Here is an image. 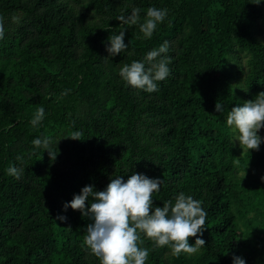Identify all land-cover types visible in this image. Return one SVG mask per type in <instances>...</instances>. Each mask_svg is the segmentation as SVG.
Listing matches in <instances>:
<instances>
[{
    "label": "trees",
    "instance_id": "16d2710c",
    "mask_svg": "<svg viewBox=\"0 0 264 264\" xmlns=\"http://www.w3.org/2000/svg\"><path fill=\"white\" fill-rule=\"evenodd\" d=\"M253 2L0 0V264H99L82 247L93 220L64 205L85 186L103 191L132 174L162 180L153 207L183 192L207 212L199 252L176 257L144 240L146 264H264V128L259 150L242 152L227 125L233 107L264 92V6ZM149 7L167 15L145 38ZM133 8L136 25L116 19ZM121 31L128 47L110 56L109 37ZM165 41L157 60L170 58V72L157 90L127 85L120 68H147ZM44 137L55 160L33 144ZM13 166L20 179L6 171Z\"/></svg>",
    "mask_w": 264,
    "mask_h": 264
},
{
    "label": "clouds",
    "instance_id": "9594fccd",
    "mask_svg": "<svg viewBox=\"0 0 264 264\" xmlns=\"http://www.w3.org/2000/svg\"><path fill=\"white\" fill-rule=\"evenodd\" d=\"M261 0H254L259 4ZM140 8H133L131 15L118 16L116 19L125 25H136L140 22ZM167 15L166 9L149 7L140 31L145 38H150L159 23ZM18 21L17 17H13ZM124 31L109 37L110 47L106 50L110 56H116L127 49L124 43ZM5 30L3 18L0 17V39ZM169 50V42L165 41L158 49L147 53L145 63L133 61L125 64L119 70V75L132 88L154 92L157 82L165 80L169 75L170 58L161 57ZM217 112L223 111L219 102L215 105ZM44 117V109L40 107L31 124L37 126ZM227 125L238 133L235 140L239 141L243 151L259 150L262 138L258 135L264 128V92L259 93L254 100L246 101L243 106L233 107L227 115ZM80 132H74L71 137L79 140ZM50 139L44 137L33 140L37 147L48 150L50 158L55 160L57 153L50 149ZM239 164V159L235 161ZM9 175L20 179L23 169L9 167ZM264 179V178H262ZM162 180L151 179L143 174H132L125 181L122 176L111 179L106 189L94 191L93 186H85L79 195H75L70 203L64 205L79 210L83 216L93 220L86 228L82 247L99 260V264H146L149 250L141 245L144 240L152 241L156 247H168L172 255L179 257L182 253L193 255L205 246L201 239L205 231L207 212L202 208V202L181 192L173 204L163 203L162 207H153V193L160 190ZM93 198L91 206L86 209V201ZM59 221H65V216H58ZM143 236V239H142ZM195 239L194 244L189 241ZM234 264H245L244 259L234 258Z\"/></svg>",
    "mask_w": 264,
    "mask_h": 264
},
{
    "label": "rangeland",
    "instance_id": "374dc122",
    "mask_svg": "<svg viewBox=\"0 0 264 264\" xmlns=\"http://www.w3.org/2000/svg\"><path fill=\"white\" fill-rule=\"evenodd\" d=\"M263 6H264V0H263ZM260 35L264 36V25L261 28Z\"/></svg>",
    "mask_w": 264,
    "mask_h": 264
}]
</instances>
